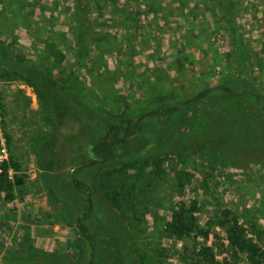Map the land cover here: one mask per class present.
<instances>
[{
  "label": "rangeland",
  "instance_id": "rangeland-1",
  "mask_svg": "<svg viewBox=\"0 0 264 264\" xmlns=\"http://www.w3.org/2000/svg\"><path fill=\"white\" fill-rule=\"evenodd\" d=\"M0 51L74 76L98 111L56 113L0 64L23 180L0 192V264H264V0H0ZM125 118L128 146L86 165Z\"/></svg>",
  "mask_w": 264,
  "mask_h": 264
},
{
  "label": "trees",
  "instance_id": "trees-1",
  "mask_svg": "<svg viewBox=\"0 0 264 264\" xmlns=\"http://www.w3.org/2000/svg\"><path fill=\"white\" fill-rule=\"evenodd\" d=\"M76 41L79 51H82L84 45V36L82 35V25L77 27ZM5 63L10 69V75L14 80L22 81L25 85L32 88L35 94L40 98H45L52 105L54 112H67L69 115L82 113V111H94L96 109L88 106L83 97L82 88L77 78L69 77L67 81L56 79L46 70V68L38 62L31 60H23L19 58H9L4 52L0 51V64ZM222 90L231 92L230 89L223 87ZM246 97H252L254 101L260 100V97L255 96L250 92H243ZM200 96V95H199ZM198 96V97H199ZM197 98V97H196ZM261 104V101L256 103ZM160 118V116H158ZM140 129V120L135 121L132 118H125L118 122L108 124L105 128L104 135L92 146V155L94 160L85 162L87 164H100L111 162L117 150H123L128 146L129 140ZM6 141L9 137L5 136ZM19 164L15 163L12 158L4 161L0 165V192L5 194L6 201L14 199L15 188H20L23 185V180L19 177ZM14 172L13 179L10 178L9 172ZM74 187L82 192L88 191L84 185L77 180H74ZM90 203V200L87 201ZM90 208V207H89ZM85 217L77 220L76 226L79 233L93 247V239L89 234L87 227L83 224ZM240 239L242 236H239ZM239 240V238L237 239ZM207 255V264L214 263L212 254ZM93 253L91 255L92 260ZM49 261V256L40 255V259ZM46 258V259H45ZM42 262V260H41ZM125 262H130V256L125 254ZM47 263V262H46Z\"/></svg>",
  "mask_w": 264,
  "mask_h": 264
},
{
  "label": "built area",
  "instance_id": "built-area-1",
  "mask_svg": "<svg viewBox=\"0 0 264 264\" xmlns=\"http://www.w3.org/2000/svg\"><path fill=\"white\" fill-rule=\"evenodd\" d=\"M7 160H8V158L6 156L5 150L3 149L0 151V165H1V163H3L4 161H7Z\"/></svg>",
  "mask_w": 264,
  "mask_h": 264
}]
</instances>
